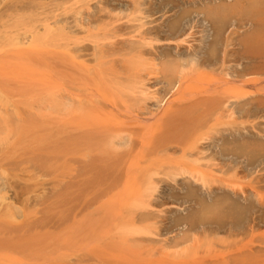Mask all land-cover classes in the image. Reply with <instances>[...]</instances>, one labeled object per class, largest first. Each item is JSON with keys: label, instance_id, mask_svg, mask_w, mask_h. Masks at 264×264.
<instances>
[{"label": "rangeland", "instance_id": "obj_1", "mask_svg": "<svg viewBox=\"0 0 264 264\" xmlns=\"http://www.w3.org/2000/svg\"><path fill=\"white\" fill-rule=\"evenodd\" d=\"M37 1L26 16L16 19L19 23L13 20V26L7 31L11 37L19 38L25 33L30 36L37 31L48 43H44L47 48L44 50L43 64L39 67L40 77L37 68L32 75L31 85L18 95L0 91V207L4 208L7 201H11V210L15 212L14 218L18 222L42 215L49 222L109 223L101 227L102 235L96 236L98 240L93 243L102 247L105 256L115 253L116 256L127 258L116 264H264V224L259 223L254 232L245 233L250 225H254L255 217L264 219V134L256 143L230 140L223 144L231 150L239 151L242 148L254 153L252 156L240 155L239 158L216 156L213 162L223 165L222 171L217 172L219 175L214 174L216 179L207 176L206 181L201 179L197 184L200 193L185 194L182 185H185L186 176L178 169L158 174L159 166L156 163L149 164V174L138 177V180L143 177V181L151 179V188L144 190L143 187H132L128 191L108 193L106 189L113 188L111 183L115 176L104 175L106 172L96 167L99 163V158L94 154L98 152L97 147L94 146V153L91 152L95 157L84 147L81 148L82 153L67 148L58 153L51 146L49 133V59L52 51L58 54L65 51L70 59H86L90 64L100 67L105 76L109 74L113 82L130 85L128 92L131 93L125 94L124 99L131 107L127 117L133 120H127L133 125L140 123V127L142 125L157 132L160 122L154 116H147L146 107L156 109V103L151 99L153 96L159 95L168 100L180 96L169 90L175 72L173 68L177 69L178 63L196 61L202 64L209 59H228V67L224 70L219 69L215 62L204 65L210 71L209 79L213 83L233 77L236 69L250 63V59H247L250 53L242 41L248 28L244 21L245 9L239 7L235 0ZM76 20H85L86 28L77 27ZM15 21L16 25L13 24ZM168 68L173 71L168 72ZM36 77L39 79L36 80ZM193 88L192 82L187 90ZM142 90L148 94V99L144 101L146 104L140 103L143 100ZM261 93H264V81L257 86H240L230 92L237 102L249 100ZM148 122L151 123L149 127L146 126ZM238 122L244 134L253 131L252 126L264 131V109ZM229 128L228 125L220 124L213 129L215 131H208L206 134L211 141L207 142L205 136L206 141L203 140L201 146L209 148L208 144L213 143L211 146L218 150L222 144L221 136H230L232 131ZM151 136L142 147L138 145L135 150L133 148L138 165L144 166L146 160L154 158V150L160 142ZM126 148L122 147L121 150ZM154 171L156 174H150ZM209 190H223L228 195L230 199L225 196L228 200L222 196L213 200L223 199V208L233 205L232 200L238 201L235 206L241 212L242 221L238 223L242 231L235 230L234 235L224 243L203 239L197 243L191 241V237L179 240L178 253L171 256L169 250L163 251L161 246L155 249L148 246L150 241H157L158 238L173 240L176 230H167L171 221L196 212L197 201L204 200V197L208 198L205 201L210 200ZM42 191L46 192L43 197ZM242 193L248 197L247 201L242 199ZM147 203L151 206L148 207ZM46 211L47 215L44 214ZM142 214L144 219L140 218ZM199 216L201 221H194L197 223L196 229L198 222H216L222 226L233 222L231 227L230 224L225 227L235 229L234 221L229 218L214 219L205 210ZM261 219L256 221H264ZM125 221H145L147 224H137L142 227L138 230L131 224L120 225ZM126 228L130 230H124ZM219 235L226 237L228 234L226 230H221ZM57 241L61 243L60 247H64L63 240ZM185 248L193 250L181 253ZM71 258L74 259L73 256Z\"/></svg>", "mask_w": 264, "mask_h": 264}, {"label": "bare ground", "instance_id": "obj_2", "mask_svg": "<svg viewBox=\"0 0 264 264\" xmlns=\"http://www.w3.org/2000/svg\"><path fill=\"white\" fill-rule=\"evenodd\" d=\"M134 1L136 2V0ZM36 2L38 1L0 0V85L2 87L0 91L5 94L18 95L22 93L31 85L34 71L43 64L44 50L47 48L44 43H48V41L43 40L41 33L36 31L30 36L25 33L19 38L11 37L7 32L8 29L10 31V26H13L11 22H14L13 20L18 19L19 16H26ZM235 3L246 11L244 21L248 28L244 32L242 38L244 43H242L250 53L247 57L250 59V63L236 69L233 77L213 83L209 79L211 73L205 69L206 67L204 68V65L217 63L216 66L224 70L228 67V59H209L203 61L202 64L196 61L188 64L178 63V67L175 61L174 66L177 69L172 67L175 72L169 83V90L175 95L180 94V96L177 95V98L171 100L159 95L153 96L151 99L156 103V109L151 110L146 107L147 116H154L155 120L160 122L157 132L143 128L142 125L140 127V123L137 126L133 125L127 120H133L129 116L127 117L131 107L124 99L125 94L131 93V91L128 92L130 85L124 84V86L121 83L119 85L117 82H113L109 74L106 73L107 78L100 67L90 64L86 59H70L65 51H62L61 54L52 51L49 59V94L51 97L49 133L50 143L54 150L61 153L63 149L67 148L78 153L84 147L89 150L88 153H91L93 152L92 148L96 146L98 152H93L99 158L96 167L106 172L104 175L115 176L111 183L114 185L113 188L106 189L108 193L128 191L132 187H143L144 190L151 188L153 184L151 179L143 181V177L149 174L147 168L151 163H156L159 166L158 174L178 169L186 176L184 178L185 185H182L185 194L200 193L199 181L201 179L206 181L207 176L216 179L213 177L214 174L219 175L217 172H221L223 169V165L213 162L216 156L232 158H239L240 155L252 156L254 152L250 150H242L240 146H237L239 151L231 150L224 147L223 144L230 140L256 143L264 134L263 130L255 126L251 127L253 131L244 134L242 132L244 129L238 126L239 119L255 116L264 109V93L243 102H237V99H234L230 94L233 89L240 86H257L264 81V0H235ZM16 21L13 24L19 23ZM84 22L85 20H76L75 25L84 29L86 28ZM76 43L77 40H75ZM172 68L171 70L168 68V72L173 71ZM40 74L39 69L37 75L40 77ZM39 77L35 79L38 80ZM192 82L194 88L189 91L187 89ZM133 94L137 95L134 92ZM141 94L143 100L140 103L146 104L144 102L145 99H148L146 90H142ZM136 100H138L137 97ZM150 119L152 120V118ZM143 122L146 123V121ZM149 124L151 123L148 122L146 126L149 127ZM220 124L228 125L232 132L230 136H221L222 144L218 150L211 146L213 143L208 144L209 148L201 146L203 144L201 142L206 139L205 136L207 137L206 133L215 131L213 129ZM151 135L160 142L154 150V158L146 160L144 166L138 165L134 159L137 155L133 156V148L135 150L138 145L142 147L149 137H152ZM206 140L209 142V136ZM122 147L127 148L121 150ZM215 148L217 149V145ZM84 151L86 152V150ZM207 152H209L208 156L204 157ZM176 153L179 154L175 156ZM92 157L95 155L92 154ZM93 167L95 168V166ZM150 174L153 175L156 172ZM142 175L144 176L141 180H138V177ZM204 181L202 180V182ZM107 183L110 184L109 181ZM216 192L219 193L216 195ZM216 192L209 190V201H205V199L208 200L205 197L204 200L197 201L198 210L196 212L190 213L187 217H176L171 221V226L167 230H176L177 233L173 240L158 238L157 241H150L148 246L153 249L156 246H161L163 251L169 250L168 253L171 256L178 253L176 249L180 246L177 243L179 240L191 237L190 240L197 243L201 242L200 239L224 243L234 235L235 230L242 231L243 229L238 223V221H242L241 212L235 206L238 201L232 200L233 205L226 207V210L223 208L225 206L223 199H227L228 195L223 190ZM44 194L46 192L42 191L41 197ZM220 196H222V200L213 202L216 197ZM242 199L248 200L246 194L242 193ZM7 203L4 208L0 207V264H116L121 259H127L122 255L116 256L115 253L105 256L102 253V247L93 243L98 240L96 236L102 235L100 234L102 233L101 227L109 223L98 221L89 223L73 221L70 224H66L68 223L66 221L49 222V219L42 215L36 216L35 219L28 220L26 218L25 221L18 222L15 220V212L11 210L12 202ZM146 205L151 206L149 203ZM202 210L211 213L214 219H231L234 221L235 229L225 227L228 224L231 227L233 222H227L224 226L216 222L214 224L198 222L199 226L196 229L197 223L194 221H201L198 217ZM47 213L48 211L44 214L47 215ZM146 214L148 215V213ZM260 217L254 218V225H250L245 233L254 232L259 223L264 224V221H256L260 220ZM140 218L144 219L143 214ZM144 222L127 223L125 221L120 225L131 224L132 227L140 230L139 228L142 227L137 224H147ZM83 230H86L84 234L79 233ZM221 230H226L228 235L220 236ZM57 240H63L64 247H60L61 243H58ZM192 250V248H185L181 253H188Z\"/></svg>", "mask_w": 264, "mask_h": 264}]
</instances>
